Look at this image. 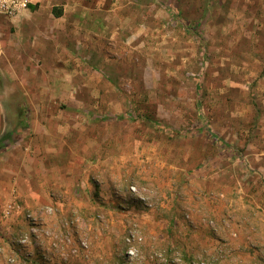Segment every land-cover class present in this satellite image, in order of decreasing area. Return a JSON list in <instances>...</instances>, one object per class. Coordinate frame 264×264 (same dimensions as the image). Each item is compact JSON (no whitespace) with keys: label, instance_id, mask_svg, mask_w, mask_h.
I'll use <instances>...</instances> for the list:
<instances>
[{"label":"rangeland","instance_id":"1","mask_svg":"<svg viewBox=\"0 0 264 264\" xmlns=\"http://www.w3.org/2000/svg\"><path fill=\"white\" fill-rule=\"evenodd\" d=\"M67 3L87 14L71 13L61 46L73 52L70 35L103 44L88 57L77 50L71 72L103 74H66L60 87L47 76L55 106L38 114L80 136L56 160L71 159L70 172L44 178L51 201H24L34 194L19 183L40 180H18L3 151L0 264H264L260 188L250 186L264 181L258 0Z\"/></svg>","mask_w":264,"mask_h":264},{"label":"crops","instance_id":"2","mask_svg":"<svg viewBox=\"0 0 264 264\" xmlns=\"http://www.w3.org/2000/svg\"><path fill=\"white\" fill-rule=\"evenodd\" d=\"M59 1L30 0L28 8L16 17L8 18L0 14V135L4 137L0 142V148L5 146L2 150L0 149V164H3V151L6 150L5 161L19 166L18 172H15L18 180L20 177L23 178L24 174L30 173H33V179L40 180V182L31 181L25 186L20 183L18 185L22 195L24 194L22 189H25L27 193L32 189L30 192L34 194V196L32 194L33 199H24L31 204L52 200L46 189L47 185L55 184L45 181V177L50 178V174H56L55 171L70 172L71 159L69 165L62 168H59L60 164L56 163L60 153L64 155L71 149V143L68 140H74L73 149L80 147L76 141L80 136L76 137V133L69 132V129L66 130L65 127H59L58 124L62 120L59 121L57 115L44 109L39 110L41 114H38L39 108L55 106L53 99L48 98L46 93L47 76L49 74L60 76L57 82L60 87L62 83L70 82L65 78L66 74H103L100 69L94 66L87 68L86 65L84 68H74L71 72L73 64L77 65L74 59L79 60L77 50L80 49L81 53L88 57L102 51L103 44L98 41L92 43L87 35L80 38L70 35L72 37L70 46L73 52L64 49V46H61L64 40L61 35L63 31H70L72 21L75 19L71 13H75V9H80L84 11L81 14L83 16L87 14V8L83 6L71 8V5L67 3L68 0H63L66 1L65 3ZM256 5L257 9L264 12V0H258ZM87 19L82 18L80 22L87 24L89 20ZM259 19L256 40L264 44V15ZM90 20L99 22L97 19ZM78 43L80 46L73 47ZM58 50L68 51L60 56L57 53ZM102 88L103 84L95 80L94 91L102 90ZM24 116L26 119H23ZM49 124L54 125L49 126ZM59 139L60 141L54 143ZM48 154H54L50 155V162ZM259 169L264 171V162ZM78 172H81V169ZM250 186L260 188L253 191L256 196L252 200L257 201L260 214L264 217V181H258L256 184L252 182ZM65 198L69 203H81L80 198L76 199L72 195Z\"/></svg>","mask_w":264,"mask_h":264},{"label":"built area","instance_id":"3","mask_svg":"<svg viewBox=\"0 0 264 264\" xmlns=\"http://www.w3.org/2000/svg\"><path fill=\"white\" fill-rule=\"evenodd\" d=\"M30 0H0V14L13 18L26 10L29 6ZM11 205L6 206L5 212H10Z\"/></svg>","mask_w":264,"mask_h":264}]
</instances>
